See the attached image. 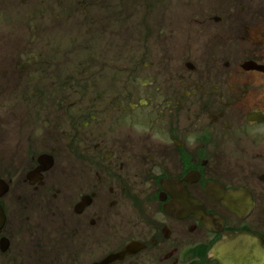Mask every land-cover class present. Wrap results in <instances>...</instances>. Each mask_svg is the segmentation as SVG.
Segmentation results:
<instances>
[{"label": "flooded vegetation", "instance_id": "obj_1", "mask_svg": "<svg viewBox=\"0 0 264 264\" xmlns=\"http://www.w3.org/2000/svg\"><path fill=\"white\" fill-rule=\"evenodd\" d=\"M194 1L79 60L0 0V264H264V0Z\"/></svg>", "mask_w": 264, "mask_h": 264}, {"label": "rangeland", "instance_id": "obj_2", "mask_svg": "<svg viewBox=\"0 0 264 264\" xmlns=\"http://www.w3.org/2000/svg\"><path fill=\"white\" fill-rule=\"evenodd\" d=\"M55 1L56 0H35V2L33 3V8L39 13L41 12L44 8L47 10L46 14L44 13V16H47V14L50 17V13H53V16L55 19V13L62 15L63 17H66L65 23L63 25V29H64V41L67 43L66 38H69V36L73 35L72 37H84L86 31V28H82V26L84 25V14L82 13L85 10V6L87 5L86 0H57V4L55 5ZM30 2V0H20V3L18 4H28ZM113 3H118V0H93V4L95 6H97V9H103V14L104 11H109L113 10ZM168 4V10L166 13V17L161 18L159 15L160 12L156 13V16L154 17V26H158L159 22L162 20L168 21L172 24H176V23H192V19L190 18V15L194 13L195 11V5L193 3V0H168L167 2ZM259 4V3H258ZM52 6V8H51ZM136 6V8H135ZM139 5H134L132 7H130L131 9H137ZM45 10V11H46ZM68 11V14L66 13ZM129 13V12H128ZM83 14V15H82ZM102 15V13L100 14ZM104 15H108V14H104ZM1 17L4 18L5 20V26L0 30L1 32L5 33V32H13L16 30V28L19 26L20 22L23 24L27 21H29L30 19H25V17H23L21 14H19V19L16 20L12 17V15L10 14V16H8V13L4 12L0 14ZM139 20H141L139 18ZM190 20V21H189ZM35 19L32 20L33 23H35ZM145 21V19H144ZM45 19L43 20V25L48 27L46 24H44ZM54 23V20H53ZM97 23V22H95ZM101 24V22H100ZM141 26H144L142 24H140ZM92 27L94 26L93 24L91 25ZM187 25H183V27H187ZM152 27L150 29L151 33H155L156 32V28ZM191 28L188 27L186 29V35L187 36H192L191 34ZM68 34V35H67ZM60 35V34H58ZM49 37V36H48ZM53 38H55V36H53ZM78 40H76L77 42Z\"/></svg>", "mask_w": 264, "mask_h": 264}]
</instances>
